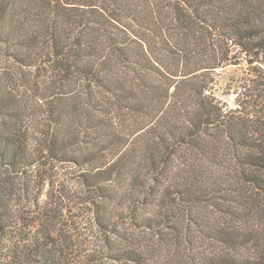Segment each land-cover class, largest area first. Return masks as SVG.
<instances>
[{
  "label": "trees",
  "instance_id": "16d2710c",
  "mask_svg": "<svg viewBox=\"0 0 264 264\" xmlns=\"http://www.w3.org/2000/svg\"><path fill=\"white\" fill-rule=\"evenodd\" d=\"M0 264H264V0H0Z\"/></svg>",
  "mask_w": 264,
  "mask_h": 264
},
{
  "label": "rangeland",
  "instance_id": "374dc122",
  "mask_svg": "<svg viewBox=\"0 0 264 264\" xmlns=\"http://www.w3.org/2000/svg\"><path fill=\"white\" fill-rule=\"evenodd\" d=\"M242 73L237 69L234 65L226 66L222 71L218 73L215 78V82L211 85L210 90L217 99H219L224 105H228L231 107L236 106L235 97L236 94L234 91L235 80L241 77ZM71 166L65 165L63 169L60 171V181L61 183H57L53 190H49L52 185L43 186L42 184V176H40L36 170L32 169L27 174H24V178L29 176L31 179V198H33L32 203L35 204L39 202L41 207L44 208V205L49 201L52 204V207L57 211L58 219L57 221H52V224L57 225L53 230V238H57L58 230L60 227L64 226L67 228L68 233L74 237L80 236L83 230H86L84 227H89L91 225L90 222V205L84 201H81L79 194L76 192L75 188L72 189V171ZM68 171H70L68 173ZM67 172V174H66ZM63 173V174H62ZM57 178V177H55ZM50 192V193H49ZM49 193V194H48ZM75 196V197H74ZM16 200V199H15ZM17 201V200H16ZM28 201H23L19 206L24 207L25 211L29 212V215L32 218H35L36 213H32L33 209H35V205H30ZM21 207V208H22ZM57 218V217H56ZM27 223H31L27 222ZM79 225L83 227H79ZM80 229V230H79ZM37 230H41V228L36 225L34 231L32 230L31 235L32 238L35 239L34 233ZM88 231V230H87ZM93 232V231H92ZM88 233V232H87ZM59 238V237H58ZM43 240V238H40Z\"/></svg>",
  "mask_w": 264,
  "mask_h": 264
}]
</instances>
